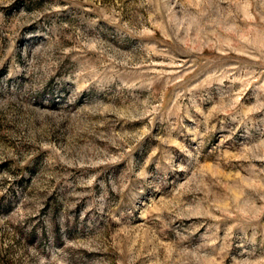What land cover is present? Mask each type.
Segmentation results:
<instances>
[{"label":"rangeland","instance_id":"obj_1","mask_svg":"<svg viewBox=\"0 0 264 264\" xmlns=\"http://www.w3.org/2000/svg\"><path fill=\"white\" fill-rule=\"evenodd\" d=\"M0 264H264V0H0Z\"/></svg>","mask_w":264,"mask_h":264}]
</instances>
